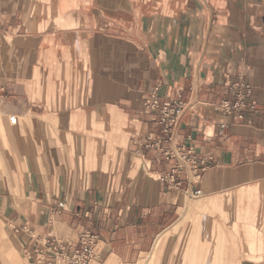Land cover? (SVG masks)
<instances>
[{
    "label": "crops",
    "instance_id": "obj_1",
    "mask_svg": "<svg viewBox=\"0 0 264 264\" xmlns=\"http://www.w3.org/2000/svg\"><path fill=\"white\" fill-rule=\"evenodd\" d=\"M151 96L186 103L168 146L207 160L197 183L160 181ZM85 234L88 264L158 240L163 264H264V0H0V264Z\"/></svg>",
    "mask_w": 264,
    "mask_h": 264
},
{
    "label": "built area",
    "instance_id": "obj_2",
    "mask_svg": "<svg viewBox=\"0 0 264 264\" xmlns=\"http://www.w3.org/2000/svg\"><path fill=\"white\" fill-rule=\"evenodd\" d=\"M228 87L235 92L236 102L230 105L228 102H223L215 109L220 110L226 114H238L237 117L241 118V111L244 108L242 100L251 94V87L241 83L229 82ZM145 111H158L159 120L158 125L162 129L163 137L156 143L152 144L150 141L145 145L146 148L158 149V146H163L161 149V157L167 162H174V167L166 174L160 177V181L165 184L168 190H180L181 182L177 179L180 172L184 173L185 179L188 183H197L200 180L201 174L206 170V159L198 161L194 153L190 149L184 147H170L173 131L176 128L179 117L186 109L180 97L172 101H164L159 104L155 96H151L150 100H146L143 104ZM15 118L12 117L11 124H15ZM151 140V138H149ZM200 165V166H199ZM192 199H197L201 196L200 191L193 193H185ZM59 209H63V205H58ZM18 232V230L16 231ZM56 249L47 247L46 253L49 259L45 264H88L94 254V237L90 235H83L80 238L79 249L70 255H64L62 252L55 253ZM55 254L51 256V254Z\"/></svg>",
    "mask_w": 264,
    "mask_h": 264
},
{
    "label": "rangeland",
    "instance_id": "obj_3",
    "mask_svg": "<svg viewBox=\"0 0 264 264\" xmlns=\"http://www.w3.org/2000/svg\"><path fill=\"white\" fill-rule=\"evenodd\" d=\"M7 123H8V128L12 129L13 126L10 124V117H7ZM173 233V231H171ZM159 240L157 241L156 245H159ZM158 246L155 247V250L151 251V253L144 255L141 260L137 264H163V259L162 258V251H157ZM169 261H172L169 259ZM165 264V262H164ZM172 264V262L170 263Z\"/></svg>",
    "mask_w": 264,
    "mask_h": 264
},
{
    "label": "bare ground",
    "instance_id": "obj_4",
    "mask_svg": "<svg viewBox=\"0 0 264 264\" xmlns=\"http://www.w3.org/2000/svg\"><path fill=\"white\" fill-rule=\"evenodd\" d=\"M14 118H15V121H17L16 117H14ZM11 119H12V117L10 118V123H11ZM15 123H16V122H15ZM157 246H158V244H157ZM157 246H156V247H157Z\"/></svg>",
    "mask_w": 264,
    "mask_h": 264
}]
</instances>
